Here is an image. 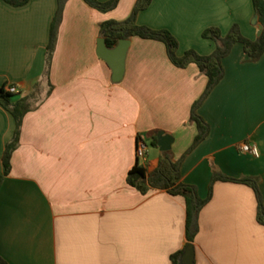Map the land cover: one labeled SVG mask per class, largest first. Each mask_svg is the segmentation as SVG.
<instances>
[{
	"label": "crops",
	"instance_id": "0c3cea01",
	"mask_svg": "<svg viewBox=\"0 0 264 264\" xmlns=\"http://www.w3.org/2000/svg\"><path fill=\"white\" fill-rule=\"evenodd\" d=\"M135 1L119 0L101 12L67 0L46 74L57 0L21 6L0 0V90L14 86L24 96L37 89L41 99L24 115L0 184V257L8 264H172L170 256L188 243L183 197L161 189L142 194L126 175L137 159L138 136L146 144L139 163L148 172L161 153L150 144L151 133L172 135L173 160L185 152L196 133L191 105L207 78L194 63L174 66L162 42L134 36L122 78L111 80L97 54L100 25L125 19ZM254 15L252 0H152L137 23L169 30L178 54H209L215 43L201 36L205 28L224 35L237 23L255 39ZM222 65V79L197 109L209 133L180 165V180L196 186L201 198L211 186L198 215L192 264H264L254 191L239 182L211 184L213 172L254 177L264 203V53L250 61L236 43ZM14 127L0 104V176ZM242 141L256 144L259 156L240 152Z\"/></svg>",
	"mask_w": 264,
	"mask_h": 264
},
{
	"label": "trees",
	"instance_id": "16d2710c",
	"mask_svg": "<svg viewBox=\"0 0 264 264\" xmlns=\"http://www.w3.org/2000/svg\"><path fill=\"white\" fill-rule=\"evenodd\" d=\"M12 6H21L29 0H4ZM67 0H57V8L52 18L49 30V41L46 47V74L49 71V64L53 54L58 28L62 20L64 5ZM90 7L107 12L114 9L119 0H83ZM152 0H136L130 14L123 20H106L100 25V36L104 38L107 47L116 46L119 39H130L139 37L143 39L157 40L164 44L166 55L169 61L178 68H185L194 63L199 71L206 78V85L201 95L196 99L190 109L189 121L196 126V133L191 144L185 152L176 160L172 159L170 151L160 153L157 167L148 172L146 167L136 159L134 165L128 170L126 183L140 193L146 194L151 189H161L173 196H182L185 205V236L188 242H192L198 232V215L201 208L208 202L211 196L210 191L205 198H201L196 190V186L184 183L180 180V165L184 157L198 146L208 135L209 124L198 114L197 109L206 99L212 89L220 82L224 75L222 59L226 57L234 44L240 43L250 61H257L264 53V0H252L254 13L258 16V22L262 25V33L255 39H249L241 32L240 26L234 23L224 35L217 27L205 28L201 36L212 40L215 43L213 51L209 54H200L194 49H187L182 54H178L179 41L167 29H155L147 25L137 23L139 12L148 8ZM49 94V91L48 93ZM40 98L37 89L30 94L19 96L9 93L4 89L0 90V104L12 115L15 123L12 138L5 144L2 154L3 173L0 176V184L11 169V157L14 150L19 145L20 130L24 115L35 109ZM141 136L137 137V140ZM150 144L157 147V137L155 132L150 134ZM215 181H231L246 184L252 188L256 198V219L258 223L264 225V203L257 180L254 177L246 176L242 178L229 177L221 172H213L211 184ZM183 250H179L170 256L172 264H180L179 258ZM0 264H8L0 257Z\"/></svg>",
	"mask_w": 264,
	"mask_h": 264
},
{
	"label": "water",
	"instance_id": "95a60500",
	"mask_svg": "<svg viewBox=\"0 0 264 264\" xmlns=\"http://www.w3.org/2000/svg\"><path fill=\"white\" fill-rule=\"evenodd\" d=\"M252 24L257 26V36L262 33V25L258 22V16L255 14L252 18ZM129 39H119L116 46L109 48L105 44L103 37L99 38L97 45V54L106 61L111 70V80L118 82L124 72V59L128 48ZM157 137V146L161 152L169 151L173 142L172 135L158 130L155 133ZM194 260V245L192 242L186 243L181 255L180 264H192Z\"/></svg>",
	"mask_w": 264,
	"mask_h": 264
},
{
	"label": "built area",
	"instance_id": "2783aa9c",
	"mask_svg": "<svg viewBox=\"0 0 264 264\" xmlns=\"http://www.w3.org/2000/svg\"><path fill=\"white\" fill-rule=\"evenodd\" d=\"M9 93H15L16 92V87L14 86H8L5 89ZM237 149L240 152L250 154L254 157L259 156V149L256 146V144L252 142H247V141H242L237 144ZM135 154L137 159L139 160H144L146 156V144L142 139L137 140L136 146H135Z\"/></svg>",
	"mask_w": 264,
	"mask_h": 264
},
{
	"label": "rangeland",
	"instance_id": "374dc122",
	"mask_svg": "<svg viewBox=\"0 0 264 264\" xmlns=\"http://www.w3.org/2000/svg\"><path fill=\"white\" fill-rule=\"evenodd\" d=\"M40 96V95H39Z\"/></svg>",
	"mask_w": 264,
	"mask_h": 264
}]
</instances>
